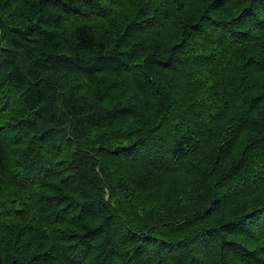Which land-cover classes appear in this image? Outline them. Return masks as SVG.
<instances>
[{
	"label": "trees",
	"instance_id": "16d2710c",
	"mask_svg": "<svg viewBox=\"0 0 264 264\" xmlns=\"http://www.w3.org/2000/svg\"><path fill=\"white\" fill-rule=\"evenodd\" d=\"M0 264H264V0H0Z\"/></svg>",
	"mask_w": 264,
	"mask_h": 264
}]
</instances>
